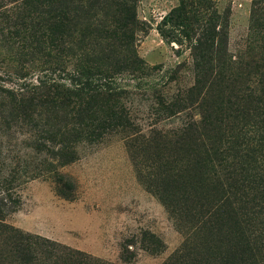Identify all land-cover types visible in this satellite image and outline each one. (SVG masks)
<instances>
[{
  "label": "rangeland",
  "instance_id": "374dc122",
  "mask_svg": "<svg viewBox=\"0 0 264 264\" xmlns=\"http://www.w3.org/2000/svg\"><path fill=\"white\" fill-rule=\"evenodd\" d=\"M22 1L0 0V14L9 16ZM181 1L137 0L136 46L143 71L94 83L122 93L141 130L139 139L131 146L123 135L79 144L78 159L59 168L75 181L74 197L58 195L51 176L29 179L4 202L7 225L113 264H166L188 240L198 245L206 238V231L203 237V230L195 233L188 215L200 180L211 183L215 177L195 170L192 163L203 155L189 151L192 146L175 135L195 126L226 140L242 130L244 138H229L240 147L252 141L254 117L264 113V0H185L187 19L179 16ZM20 49L8 52L0 43V87L26 95L52 83L71 89L86 82L74 71L70 51L48 56L29 48L18 57ZM204 49L213 59L200 58ZM207 65L212 70L204 74L200 68ZM198 81L197 94L188 96ZM180 100L183 110L167 117L168 103ZM4 133L8 152L0 160V176L3 161L39 167L30 159L35 153L26 136L16 129ZM261 250L254 263L264 264Z\"/></svg>",
  "mask_w": 264,
  "mask_h": 264
},
{
  "label": "trees",
  "instance_id": "16d2710c",
  "mask_svg": "<svg viewBox=\"0 0 264 264\" xmlns=\"http://www.w3.org/2000/svg\"><path fill=\"white\" fill-rule=\"evenodd\" d=\"M136 4L137 0H24L9 16L0 14V43L8 52L15 46L21 48L17 56L29 48L48 51V56L70 51L69 56L75 59L74 71L86 80L71 89L52 83L26 95L0 87L1 129H16L26 136L35 153L30 159L39 161V167L30 165L31 169L19 160L9 165L2 162L0 264H113L7 225L4 202L27 180L42 175L53 177L57 194L71 199L76 183L61 175L59 168L78 159L79 144L123 135L131 146L139 139L141 130L122 93L94 85L101 79L110 81L123 73L143 71L144 62L136 46ZM186 9L182 0L179 16ZM199 55L209 60L214 53L204 49ZM200 70L205 74L212 68L207 65ZM200 85L198 81L188 90V96L197 94ZM188 100L169 102L166 116L181 112V103ZM254 123V137L242 147L229 141L232 136L244 138L242 130H236L237 134L228 140L215 135L214 130L202 132L195 126L176 133L180 143L192 146L189 151L197 150L199 156L203 155L204 159L192 163L195 170L210 172L215 178L212 184L207 179L200 180L201 191L193 199L188 215L195 222V233L200 235L203 230V237L206 231V238L198 245L188 240L166 264H257L254 256L264 247V113L256 115ZM4 132L0 130V160L7 159L8 149L1 142ZM218 133L221 134L219 130ZM161 199L175 213V206L169 205L167 198Z\"/></svg>",
  "mask_w": 264,
  "mask_h": 264
}]
</instances>
